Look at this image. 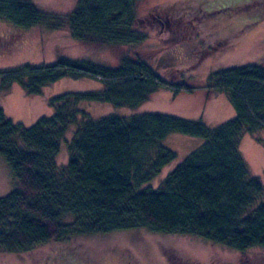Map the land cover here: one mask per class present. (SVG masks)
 <instances>
[{"label": "trees", "instance_id": "16d2710c", "mask_svg": "<svg viewBox=\"0 0 264 264\" xmlns=\"http://www.w3.org/2000/svg\"><path fill=\"white\" fill-rule=\"evenodd\" d=\"M139 1L77 0L62 15L42 11L31 0H0V19L23 29H67L82 43L138 46L149 38L139 28ZM187 1L180 17L169 13L158 19L164 28L178 25L175 31L183 32L178 40L193 34V19L208 15L205 0ZM85 77L100 80L102 88L50 98L54 113L31 126L15 122L0 106V154L17 179L16 188L0 197V252L28 253L75 235L135 229L197 235L243 253L264 250V183L250 174L240 151L244 134L264 132L262 64L225 68L211 77V90L226 92L236 112L216 127L160 112L93 119L80 108L84 102L135 108L163 86L176 95L192 92L184 84H167L141 57L124 56L110 66L61 56L53 65L0 69V94L18 84L27 95H39L63 78ZM72 125L77 128L68 143V163L59 166L61 142ZM172 133L204 143L160 187H145L176 159V152L164 145ZM240 262L264 264L250 263L249 258Z\"/></svg>", "mask_w": 264, "mask_h": 264}, {"label": "rangeland", "instance_id": "374dc122", "mask_svg": "<svg viewBox=\"0 0 264 264\" xmlns=\"http://www.w3.org/2000/svg\"><path fill=\"white\" fill-rule=\"evenodd\" d=\"M31 1L42 11L62 15L69 14L77 3V0ZM198 1L202 0H195ZM188 2L140 0L136 7L139 28L147 31L149 38L138 46L82 43L76 41L67 29L52 31L39 26L23 29L0 19V69L25 63L53 65L61 56L86 58L110 66L118 65L124 56L141 57L167 84H184L192 92L186 90L176 95L173 88L163 86L135 108L108 102H84L80 108L93 119L110 114L127 117L160 112L200 119L208 126L216 127L235 117L236 112L226 92L211 90V77L225 68L251 63L264 66V0H205L203 11L208 14L207 18L202 15L201 19H193V34L188 40H178L183 36L181 30L175 31L178 25L171 26L175 32L170 35L167 31L171 28H164L158 19H165L169 13L180 17L182 7H187ZM101 88V81L95 78H63L43 88L41 94L29 96L14 84L8 94H0V106L15 122L31 126L41 116L54 113L50 98L64 92ZM76 128L77 125L70 126L61 142L56 158L59 166L68 163V143ZM203 143L204 139L199 137L180 133L169 135L164 145L176 152L177 157L145 187H160L166 176ZM240 151L250 174L259 176L264 183V132L244 134ZM16 186L13 170L0 154V197L9 194ZM244 253L197 235H165L135 229L75 235L61 243L38 246L28 253L0 252V264H241V258H249L250 263L264 261L261 248Z\"/></svg>", "mask_w": 264, "mask_h": 264}, {"label": "flooded vegetation", "instance_id": "af4514ba", "mask_svg": "<svg viewBox=\"0 0 264 264\" xmlns=\"http://www.w3.org/2000/svg\"><path fill=\"white\" fill-rule=\"evenodd\" d=\"M216 42V41H215ZM218 43H223V41H217ZM214 47V46H213ZM217 48V46L216 47H214V49H216Z\"/></svg>", "mask_w": 264, "mask_h": 264}, {"label": "crops", "instance_id": "0c3cea01", "mask_svg": "<svg viewBox=\"0 0 264 264\" xmlns=\"http://www.w3.org/2000/svg\"><path fill=\"white\" fill-rule=\"evenodd\" d=\"M20 86V85H19ZM20 89L22 90V87L20 86ZM3 106H4V102H2Z\"/></svg>", "mask_w": 264, "mask_h": 264}]
</instances>
